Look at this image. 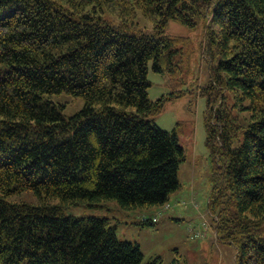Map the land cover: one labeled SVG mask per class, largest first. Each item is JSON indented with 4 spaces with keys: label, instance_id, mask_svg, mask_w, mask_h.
Wrapping results in <instances>:
<instances>
[{
    "label": "trees",
    "instance_id": "trees-1",
    "mask_svg": "<svg viewBox=\"0 0 264 264\" xmlns=\"http://www.w3.org/2000/svg\"><path fill=\"white\" fill-rule=\"evenodd\" d=\"M171 19L208 22L221 95L209 129L227 159L210 200L215 226L237 264H264V0H0V264H161L144 263L108 217L64 209L164 206L180 188V124L168 131L149 118L167 100L149 97V62L173 75L182 67L185 39L165 33ZM61 93L83 108L66 116ZM25 194L36 201L17 200Z\"/></svg>",
    "mask_w": 264,
    "mask_h": 264
},
{
    "label": "rangeland",
    "instance_id": "rangeland-1",
    "mask_svg": "<svg viewBox=\"0 0 264 264\" xmlns=\"http://www.w3.org/2000/svg\"><path fill=\"white\" fill-rule=\"evenodd\" d=\"M136 21L145 30L153 31V23L140 11ZM207 25L202 22L189 27L176 19L168 22L165 33L185 39L182 67L176 75L156 72L153 62H149V97L153 101L167 98L162 109L149 118L168 131L180 124L179 143L185 150L179 169L180 188L164 206L123 210L117 201L105 200L97 205L79 204L64 209L65 214L76 217H108L120 240L140 245L144 263L160 258L161 264H237L236 246L217 234L215 209L210 201L223 184L227 159L209 129V122L218 123L211 107L220 105L221 95L218 87L211 86ZM227 94L226 102L232 106L235 99ZM53 99L66 103V116L84 106L83 98L68 93L54 95ZM233 112L239 114L241 123H246L247 111L236 105ZM17 200L36 201L30 194ZM145 219H152L154 224L144 223Z\"/></svg>",
    "mask_w": 264,
    "mask_h": 264
}]
</instances>
